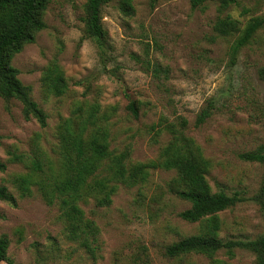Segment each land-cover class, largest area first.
<instances>
[{
    "label": "rangeland",
    "instance_id": "374dc122",
    "mask_svg": "<svg viewBox=\"0 0 264 264\" xmlns=\"http://www.w3.org/2000/svg\"><path fill=\"white\" fill-rule=\"evenodd\" d=\"M122 1L102 7L105 35L97 41L84 30L87 0H48L45 28L12 60L47 119L42 128L35 119L24 118L18 101L0 97V186L16 202L0 201V238L9 242L7 260L0 264H210L196 255L165 256L166 246L199 230L198 224L178 217L189 204L166 191L176 176L173 171L151 170L144 183L131 187L117 184L108 206L89 198L78 203L100 232L94 258L66 237L57 204L46 203L37 185L29 195H20L12 179L30 172V159H41L45 175L58 174L56 127L80 103H97L110 115L109 150L127 152V165L156 160L170 139L156 132L157 125L185 120V134L211 162L206 180L212 192L240 198L218 214L220 238L247 241L264 233L258 199L264 165L241 159L264 146V27L235 57L231 45L236 35L214 31L216 20L226 15L241 28L251 18L263 19L264 0H237L224 13L217 3L193 10L189 0H157L154 6L149 0H131V15L121 12ZM51 62L68 82L59 98L46 96L40 87ZM131 102L138 108L136 119L128 110ZM209 102L210 117L195 126ZM216 258L224 264H255L254 256L239 248L232 259L224 251Z\"/></svg>",
    "mask_w": 264,
    "mask_h": 264
},
{
    "label": "trees",
    "instance_id": "16d2710c",
    "mask_svg": "<svg viewBox=\"0 0 264 264\" xmlns=\"http://www.w3.org/2000/svg\"><path fill=\"white\" fill-rule=\"evenodd\" d=\"M112 0H87L85 4V33L88 37L101 41L105 35L101 23L102 7ZM154 6L157 0H149ZM48 0H0V97L5 101L16 100L22 105L26 120L35 119L44 128L46 115L31 98V89L22 85L19 71L12 66L13 58L26 45L35 42L36 35L45 28L44 13ZM193 10L207 3H217V10L224 13L237 4V0H189ZM120 10L125 15L133 12L131 0H123ZM264 27V18H251L243 28L230 15L219 17L214 23V31L221 36H235L231 45V56L250 43L254 35ZM260 75L264 78V68ZM68 82L63 70L56 62H51L42 73L41 85L46 96L62 97L68 90ZM212 104L198 114L195 126H200L211 115ZM133 118L138 117L134 102L128 105ZM110 115L101 112L97 103L75 104L69 117L57 124L55 136L58 144V174H46L45 166L39 157L30 159V172L17 175L12 184L21 196L29 195L30 187H38L43 200L49 205L56 203L59 218L64 225L66 237L83 249L90 258L96 257L100 249L99 229L95 222L86 218L78 203L92 199L98 206H108L115 194L117 184L128 187L144 183L151 170L175 172L166 187L169 195L189 204L178 217L185 223L198 224V233L184 237L165 248V256L176 259L190 255L201 256L210 264H224L216 258L224 251L229 259L239 248L251 253L255 264H264V233L253 240L235 241L219 236L218 214L233 208L240 202L237 195L224 191L212 192L206 180L211 162L206 159L195 141L185 134L187 123L162 122L156 132L170 136L163 145L158 157L147 163L127 165L128 153L113 154L109 150ZM21 156H16L20 160ZM241 159L264 165V146L257 151L241 156ZM4 165L0 164V171ZM50 170V168L48 169ZM47 170V171H48ZM42 179L34 180L35 176ZM264 212V179L258 197ZM0 201L15 206L14 196L0 186ZM8 239L0 238V262L6 261Z\"/></svg>",
    "mask_w": 264,
    "mask_h": 264
}]
</instances>
